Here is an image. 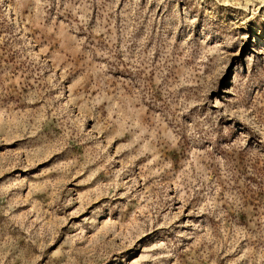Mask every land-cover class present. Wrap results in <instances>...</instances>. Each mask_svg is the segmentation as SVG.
Returning a JSON list of instances; mask_svg holds the SVG:
<instances>
[{"label":"rangeland","instance_id":"374dc122","mask_svg":"<svg viewBox=\"0 0 264 264\" xmlns=\"http://www.w3.org/2000/svg\"><path fill=\"white\" fill-rule=\"evenodd\" d=\"M0 264H264V0H0Z\"/></svg>","mask_w":264,"mask_h":264}]
</instances>
